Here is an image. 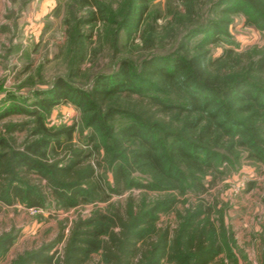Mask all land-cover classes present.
<instances>
[{"label": "rangeland", "instance_id": "1", "mask_svg": "<svg viewBox=\"0 0 264 264\" xmlns=\"http://www.w3.org/2000/svg\"><path fill=\"white\" fill-rule=\"evenodd\" d=\"M221 1L0 0V136L5 126L17 124L23 128L14 133L15 144L26 141L34 130V118L13 111L49 101L60 79L91 96L94 113L121 109V115L105 120V131L100 133L88 125L90 112L69 102H53L40 111L50 130L73 128L70 141L60 137L61 147L81 149L90 161L97 160L103 180L110 185L109 152L119 153L113 143L116 131L131 123L122 110L143 97L184 108L180 115L169 114L163 120L195 145L189 161L173 157L168 149L172 137L154 131L161 142L159 153H166L180 171L179 181L130 161V177L143 187L122 190L106 201L68 210L0 204V235L12 232L16 237L0 256V264H13L24 253L50 244H55L57 264L74 222L90 221L91 230L103 231L107 226L98 216L123 214L128 205L137 210L160 205L154 215L155 229L167 227L172 232L186 219H192L195 228L205 227L207 239L218 250L214 264H264V110L247 100L239 104L221 98L218 121L232 120L228 132L214 125L199 139L197 134L211 124V118L187 102L189 82L182 86L181 74L169 81L143 70V63L152 58L165 66L195 58L202 69L198 84L210 82L229 89L234 82H246L264 95V66L258 67L264 60V30L252 23L260 16L264 20V0ZM141 5L146 13L138 18ZM123 66L145 81L148 89L121 87L104 100L96 99L97 77L112 76ZM215 109V105L210 108ZM198 118H202L199 127L186 129L187 121ZM107 129L112 132L105 134ZM90 137L95 139L93 144ZM122 142L129 151L138 146L136 140ZM57 152L63 154L59 148ZM49 153L53 155L50 148ZM60 236L63 239L57 243ZM99 259L93 254L87 264Z\"/></svg>", "mask_w": 264, "mask_h": 264}, {"label": "trees", "instance_id": "2", "mask_svg": "<svg viewBox=\"0 0 264 264\" xmlns=\"http://www.w3.org/2000/svg\"><path fill=\"white\" fill-rule=\"evenodd\" d=\"M228 1L230 0L221 2L225 4ZM139 10L138 18L146 13L145 6L141 5ZM261 20L264 22L263 17L260 16L252 23L264 30V23H261ZM196 63L197 59L191 58L186 61L174 60L173 64L165 66L152 58L143 63V70L149 74H162L169 81H172L177 74H181L184 77L182 86H186V81L189 82L188 94L185 97L187 102L196 112H206L211 118V124L203 126L197 134L199 139L212 126L228 132L227 125L232 120L226 118L227 120L218 121V112L221 111L218 100L221 98H231L239 104L247 100L252 103L251 105L264 110V95L247 86L246 82H234L229 89L222 86L216 88L210 82L198 84L202 69ZM263 66L264 60H260L258 67L263 68ZM146 84L145 81L138 80L131 74L127 66H123L112 76H98L95 80L94 92L96 99L104 100L118 92L121 87L135 88L139 92L144 87L148 89ZM50 97L49 101H43L35 105V108L27 109L19 106L18 110L13 111L17 113L23 111L34 118V130L30 131L26 141L21 145L15 144L14 133L21 131L22 125L9 124L5 126L0 136V204L4 206L13 207L19 204L27 210H43L54 205L68 210L94 200L106 201L122 190L143 187L135 184L130 177V161L131 164H137L151 173L179 181L180 171L175 169L174 163L168 159L166 153H159L161 142L159 138L153 136L154 131L158 129L165 136L172 137L168 148L171 156L187 161L192 157L190 149L195 145L190 139L174 131L171 123L165 124L163 120L169 114L180 115L185 111L184 108L168 105L155 97H143L127 110H122L131 123L116 131L113 143L119 153L109 152L112 176L110 185L103 180L97 160L90 161L81 149L67 145L61 147L60 137L65 136L66 141H70L73 128L60 127L50 130L46 127L40 111L49 109L53 102H69L79 109L85 108L90 112L88 125L100 133L105 131V120H112L117 114L121 115V109L114 112L109 108L103 115L101 112L94 113L91 96L70 87L60 79L54 83ZM213 105L216 109L210 110ZM201 120L202 118L187 121L186 129L194 131L202 123ZM110 131L112 132L108 130L105 134ZM94 140V137H90L89 143L93 144ZM129 140L138 142L137 148L132 151H129L122 142ZM49 148L53 155H50ZM57 148L63 153L61 156L58 155ZM93 148L96 149L97 146ZM121 152H124L123 160ZM160 208V205H157L150 210H137L132 205H128L123 214L111 213L107 217L98 216L97 220L107 226L103 231L91 230L90 221L77 220L64 238L63 251L57 264H87L93 254H97L100 258L99 262L94 264H163V262L214 264L218 250L212 241L207 239L208 230L205 227L195 228L191 224L192 219H186L172 232L167 227L155 229L154 215ZM102 234L104 238H101ZM15 239L12 232L0 235V256L8 252ZM62 239L63 236H60L56 242ZM54 247L55 244H50L26 252L13 264H54L57 260L56 253L53 252Z\"/></svg>", "mask_w": 264, "mask_h": 264}]
</instances>
